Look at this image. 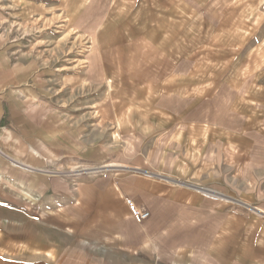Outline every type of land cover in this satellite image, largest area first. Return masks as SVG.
Here are the masks:
<instances>
[{
  "label": "crops",
  "instance_id": "1",
  "mask_svg": "<svg viewBox=\"0 0 264 264\" xmlns=\"http://www.w3.org/2000/svg\"><path fill=\"white\" fill-rule=\"evenodd\" d=\"M87 2L74 0L68 16ZM112 5L98 26L99 63L91 69L99 72L103 96L93 102L107 108L103 113L112 110L107 118L115 120L120 135L141 139L139 151L162 154L116 165L91 162V142L87 152L73 141L65 149L62 127L55 128L57 120L54 124L41 109L39 100L48 97L33 93L28 77L16 73L18 63L12 64L11 73L0 74V191L23 205L35 228L26 226L22 243L7 253L0 250V258H27L28 264L77 258L201 264L203 258L204 264H223L224 247L234 245L233 234L225 243V232L238 230L245 213L241 204L252 207L251 201L240 202L241 162L233 156L255 151L254 118L264 110V98L250 91L249 78L241 92L229 80L209 77L214 47L193 48L192 0H115ZM63 116L56 112L60 123ZM241 134L248 138L243 149L232 142ZM223 146L232 154L225 162L232 178L222 173L217 151ZM81 151L88 158H81ZM246 163L255 166L256 160ZM83 164V173L64 174ZM109 166L118 169H101ZM225 177L232 191L218 183ZM129 200L149 217L134 216ZM230 263L240 264V258Z\"/></svg>",
  "mask_w": 264,
  "mask_h": 264
},
{
  "label": "rangeland",
  "instance_id": "2",
  "mask_svg": "<svg viewBox=\"0 0 264 264\" xmlns=\"http://www.w3.org/2000/svg\"><path fill=\"white\" fill-rule=\"evenodd\" d=\"M73 1L0 0V74L11 73L8 67L18 63L20 68L16 73L28 77L25 81H30L32 92L40 96V99L48 97L47 102L39 100L44 103L41 109L48 111L47 116L54 124L57 120L55 128L62 127L65 149L72 147L73 141L86 148L87 152L91 142V162L101 164H134L140 160L158 159L161 151H139L141 139L120 135L114 125L115 120L107 118L112 110L103 113L107 108L101 110L99 104L93 102L103 96L99 72L91 69V64L99 63L96 40L101 29L98 26H101L115 0H87L86 5L76 7L68 16V8ZM192 14L193 48L206 43L214 47L208 54L209 77L229 80L241 92L247 90V86L242 84L249 78L253 81L250 91L257 98H264V0H192ZM72 28L74 30L71 31ZM220 65L222 69L218 68ZM88 76L91 77L90 83L87 82ZM89 98L91 103L88 102ZM60 111L64 114L62 123L59 117L56 118V112ZM263 113L264 110H261L254 118L255 151L241 150L238 156L235 153L233 156L241 162L237 185L242 196L240 202L248 204L247 201H251L252 207L261 208L262 211L241 204V210L245 213L241 212L238 230L225 232V243L232 241L233 234L234 245L224 247L221 255L223 264H231V258H240V264H264ZM232 142L240 144L243 149L247 146L248 138L241 134L233 137ZM141 147L144 148L143 143ZM86 152H80V156L83 155L81 158H88L84 156ZM211 153L207 152L208 157ZM217 155L222 160V173L232 178V168L225 163L232 158L230 150L223 146ZM249 158L256 160L255 166L246 165ZM86 167L83 164L73 171L64 169V174L83 173ZM91 167V170L96 169L95 166ZM115 168L118 169L117 166L101 169ZM12 173L17 172L13 170ZM223 181L218 183L232 191L229 183H226V177ZM0 194L3 195L0 196V250L7 253V248L22 243L26 226H32V229L35 227L30 215L23 213L21 203H17L16 199L2 190ZM247 212L252 219L250 225L246 224ZM224 226L227 227V224ZM26 259L13 258L8 262L0 258V264H28L24 262ZM76 260L64 264H154L150 261L143 263L137 258ZM200 263L204 264L203 258H200Z\"/></svg>",
  "mask_w": 264,
  "mask_h": 264
},
{
  "label": "built area",
  "instance_id": "3",
  "mask_svg": "<svg viewBox=\"0 0 264 264\" xmlns=\"http://www.w3.org/2000/svg\"><path fill=\"white\" fill-rule=\"evenodd\" d=\"M129 206L132 208L134 216H136L139 219H146L149 217V212L147 210H144L142 208H139L135 205V203L131 200L128 201Z\"/></svg>",
  "mask_w": 264,
  "mask_h": 264
},
{
  "label": "bare ground",
  "instance_id": "4",
  "mask_svg": "<svg viewBox=\"0 0 264 264\" xmlns=\"http://www.w3.org/2000/svg\"><path fill=\"white\" fill-rule=\"evenodd\" d=\"M214 194V193H213Z\"/></svg>",
  "mask_w": 264,
  "mask_h": 264
}]
</instances>
